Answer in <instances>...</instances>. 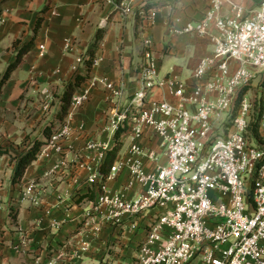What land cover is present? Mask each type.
I'll list each match as a JSON object with an SVG mask.
<instances>
[{
  "label": "built area",
  "instance_id": "obj_1",
  "mask_svg": "<svg viewBox=\"0 0 264 264\" xmlns=\"http://www.w3.org/2000/svg\"><path fill=\"white\" fill-rule=\"evenodd\" d=\"M108 1L124 16L135 12L147 19L138 0ZM222 3L210 0L203 18L180 31L205 36L211 27L216 30L211 37L212 52L197 63L191 86L169 75L160 77L147 47L137 71L140 88L127 105L116 106L123 92L121 85L115 87L102 77L90 76L72 95L64 123L36 155L35 161H39L63 152V143L70 136L67 119L101 86L106 100L114 102L105 127L112 142H89L84 149L96 155L98 162L86 180L94 199L82 221L83 241L70 243L73 264H82L104 225L142 216L147 219L134 264H264V0L247 16L236 7L232 17H223ZM9 14V9L0 11V27ZM69 48L66 41L63 49ZM45 52V46L39 45L38 57ZM253 83L259 86L261 103L259 145L246 137L251 100L244 94L236 102L239 92ZM153 90H166L176 103L151 100ZM40 95L48 108L47 90ZM224 124L229 127L220 131ZM119 130H123L121 138L129 140L128 152L115 160L105 177L99 165ZM145 130L152 134L150 143L157 140L164 165L158 163L154 148L147 150L140 143ZM80 158L74 156V167L81 165ZM147 164L153 168L147 170ZM123 172L128 176L126 189L138 188L132 198L126 196L125 188L123 192L107 188V181ZM17 200L39 206L41 190L28 181ZM65 258V251L60 250L46 264H58Z\"/></svg>",
  "mask_w": 264,
  "mask_h": 264
},
{
  "label": "crops",
  "instance_id": "obj_2",
  "mask_svg": "<svg viewBox=\"0 0 264 264\" xmlns=\"http://www.w3.org/2000/svg\"><path fill=\"white\" fill-rule=\"evenodd\" d=\"M261 1L223 0L220 14L232 17L237 7L242 9V16H247ZM155 3L159 6L149 10L147 19L137 22L135 12L124 16L108 0H0V11L10 10L0 27V80L15 59L13 43L28 42L33 37L36 20L47 7L33 49L23 57L0 93V151H7L0 156V264H46L60 250L65 251L66 258L58 264H73L70 243L78 245L83 241L82 221L92 201L80 198L91 191L86 180L98 162L96 155L84 149L89 142H112L105 127L114 102L106 100L105 90L101 86L94 89L89 101L67 119L70 136L63 143V152L34 161L21 185L11 182L15 161L10 157H19L32 143L41 141V131L51 121L50 111L59 110L58 96L76 75L86 74L83 61L99 29L104 28L105 33L88 76L122 86L117 108L127 105L140 88L136 67L145 48L151 50L160 77L169 75L187 87L193 84L197 63L211 54V37L216 34L213 27L205 36L180 33L187 23L203 18L210 0H138L137 6ZM66 41L70 42L67 51L63 49ZM41 44L46 52L39 58ZM162 61L166 62L165 69ZM42 90H47L50 99L46 109ZM151 100L172 104L177 101L166 90H153ZM151 136L150 130H145L140 143L147 150L154 148L158 163L164 165L163 152L156 139L150 143ZM121 142L116 160L128 152L129 140L123 137ZM75 155L81 157L78 167L72 163ZM152 168L147 164V170ZM127 180L123 172L106 185L113 192H123ZM28 181L35 182L41 190L39 206L16 200ZM137 191L132 186L124 193L132 198ZM146 219L142 216L104 225L81 263L133 264Z\"/></svg>",
  "mask_w": 264,
  "mask_h": 264
},
{
  "label": "trees",
  "instance_id": "obj_3",
  "mask_svg": "<svg viewBox=\"0 0 264 264\" xmlns=\"http://www.w3.org/2000/svg\"><path fill=\"white\" fill-rule=\"evenodd\" d=\"M119 1L120 0H116L117 3ZM158 6H159V3H155L152 5H146L142 8V10L145 14H148L149 10L155 7H158ZM46 11H47V7L41 11L42 15L39 18H37L34 29H33V37L28 42L22 43L21 41H15L13 43V48L15 51V59L12 63L8 65V67L6 68L0 80V93H1L2 87L9 80L12 72L22 62L23 57L33 49L35 38L37 37L40 31V28H41V24L43 22V14L46 13ZM136 19H137V22L142 21V19L137 15V13H136ZM104 33H105L104 28L99 29L95 35L94 42L90 45L89 49L87 50V54L83 61V66L85 68L86 74L76 75L73 81L68 83L65 89L63 90V92L60 94V96H58L59 110L56 115L58 124H56L55 126H46L43 129V133H42L43 140L35 141L34 143H32L22 154H20L19 157L17 158L10 157L11 161H15V166H14L12 180H11L12 184L15 185L21 182L22 178L25 175L27 168L36 160V155L41 150V148L46 144V141L48 140L52 132L64 123L68 115V112H69L70 100H71L72 95L76 93L79 90V88L85 83V81L89 78L88 75L91 71V68L95 60L98 57V53H99L98 47H99L100 41L102 40L104 36ZM136 70L137 71L139 70V64L137 65ZM247 90L248 88H244L239 92L236 102L241 98V96H243L246 93ZM256 110L257 109L255 108V111H254V106H252L246 137L248 141L251 142L252 144L259 145V144H262V140L260 139L258 135V127L260 125V120H261L260 108L258 107L257 112ZM232 114L234 115L235 112H233ZM122 133H123V130H119L116 132V134L113 137L112 148L106 152L101 164L99 165V171L105 177L108 175L110 168L114 164L119 152L121 151L122 142L120 138L122 136ZM5 154H7V151H0V156L5 155ZM83 198H86L88 201H92L94 199V191L93 190L89 191L86 195H84L80 199H83ZM13 218L15 220V215L13 216Z\"/></svg>",
  "mask_w": 264,
  "mask_h": 264
},
{
  "label": "rangeland",
  "instance_id": "obj_4",
  "mask_svg": "<svg viewBox=\"0 0 264 264\" xmlns=\"http://www.w3.org/2000/svg\"><path fill=\"white\" fill-rule=\"evenodd\" d=\"M165 65H166V62L165 61H162V66H163L164 69H165ZM258 88H259L258 84L257 83L254 84L253 83L251 86L248 87V90L245 93V94H247L248 99L251 100L252 106H254V111H255V108L258 110V107L260 108V106H261V103H260V94H259V89ZM257 110H256V112H257ZM57 113L58 112H57L56 108H54V109H52L50 111V115H48V116L50 117L51 121L48 122V124H49L48 126H55L56 124H58V122H57V116H56ZM228 127H229V124H224L220 128V131H222L223 129L228 128ZM43 129H42L41 133H43ZM42 136H43V134H42ZM41 140H43V138ZM22 181H23V179L21 180V182L19 183V185L22 184ZM19 185H18V187H19ZM17 197H18V195H17ZM14 206H16V204H14Z\"/></svg>",
  "mask_w": 264,
  "mask_h": 264
}]
</instances>
